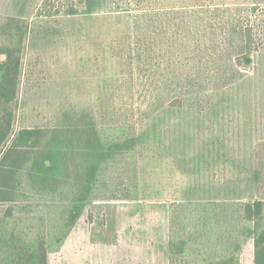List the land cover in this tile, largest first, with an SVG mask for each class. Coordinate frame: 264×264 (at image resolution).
<instances>
[{
	"label": "rangeland",
	"instance_id": "rangeland-1",
	"mask_svg": "<svg viewBox=\"0 0 264 264\" xmlns=\"http://www.w3.org/2000/svg\"><path fill=\"white\" fill-rule=\"evenodd\" d=\"M118 2L0 0V17L25 18L30 29L17 128H60L88 115L104 138H139L134 152L103 161L89 204L50 264H197L170 259L174 202L264 200V50L220 99L172 108L166 85L155 98L152 77L142 85L113 54L112 42L132 24ZM243 242L242 264H253V241Z\"/></svg>",
	"mask_w": 264,
	"mask_h": 264
},
{
	"label": "trees",
	"instance_id": "trees-1",
	"mask_svg": "<svg viewBox=\"0 0 264 264\" xmlns=\"http://www.w3.org/2000/svg\"><path fill=\"white\" fill-rule=\"evenodd\" d=\"M118 1L132 24L112 42L113 54L142 85L152 77L155 98L166 85L172 108L211 103L214 93L220 99L245 60L264 50L261 0ZM29 30L25 18L0 17V264H50L89 204L103 161L139 143L138 136L104 138L88 115L60 128L16 127ZM41 205L46 213L37 216ZM245 238L253 241V264H264L263 199L172 205L170 259L242 264Z\"/></svg>",
	"mask_w": 264,
	"mask_h": 264
},
{
	"label": "water",
	"instance_id": "water-1",
	"mask_svg": "<svg viewBox=\"0 0 264 264\" xmlns=\"http://www.w3.org/2000/svg\"><path fill=\"white\" fill-rule=\"evenodd\" d=\"M250 61H251V59L247 58V59L245 60V63H249Z\"/></svg>",
	"mask_w": 264,
	"mask_h": 264
},
{
	"label": "crops",
	"instance_id": "crops-1",
	"mask_svg": "<svg viewBox=\"0 0 264 264\" xmlns=\"http://www.w3.org/2000/svg\"><path fill=\"white\" fill-rule=\"evenodd\" d=\"M68 242V241H67ZM66 246V245H65Z\"/></svg>",
	"mask_w": 264,
	"mask_h": 264
}]
</instances>
